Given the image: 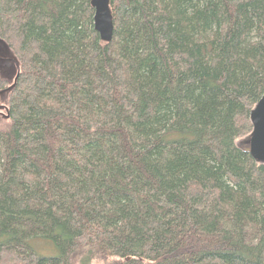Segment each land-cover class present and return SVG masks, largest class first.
Masks as SVG:
<instances>
[{
  "label": "trees",
  "instance_id": "16d2710c",
  "mask_svg": "<svg viewBox=\"0 0 264 264\" xmlns=\"http://www.w3.org/2000/svg\"><path fill=\"white\" fill-rule=\"evenodd\" d=\"M110 5L0 0V264H264V0Z\"/></svg>",
  "mask_w": 264,
  "mask_h": 264
},
{
  "label": "water",
  "instance_id": "95a60500",
  "mask_svg": "<svg viewBox=\"0 0 264 264\" xmlns=\"http://www.w3.org/2000/svg\"><path fill=\"white\" fill-rule=\"evenodd\" d=\"M95 8V29L102 40L110 42L114 34L113 14L110 0H91ZM252 131L250 153L257 163L264 164V94L251 111Z\"/></svg>",
  "mask_w": 264,
  "mask_h": 264
},
{
  "label": "rangeland",
  "instance_id": "374dc122",
  "mask_svg": "<svg viewBox=\"0 0 264 264\" xmlns=\"http://www.w3.org/2000/svg\"><path fill=\"white\" fill-rule=\"evenodd\" d=\"M6 67L12 66L10 62H2ZM76 264H81L80 262H77ZM90 264H105V261L102 258H94L93 261L90 262Z\"/></svg>",
  "mask_w": 264,
  "mask_h": 264
}]
</instances>
